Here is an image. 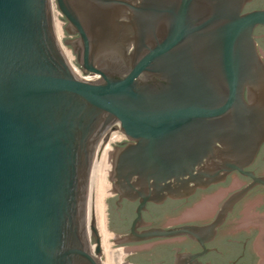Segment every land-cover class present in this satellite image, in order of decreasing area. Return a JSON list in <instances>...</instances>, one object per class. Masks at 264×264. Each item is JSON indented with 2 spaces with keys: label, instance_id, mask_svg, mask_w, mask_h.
Listing matches in <instances>:
<instances>
[{
  "label": "water",
  "instance_id": "95a60500",
  "mask_svg": "<svg viewBox=\"0 0 264 264\" xmlns=\"http://www.w3.org/2000/svg\"><path fill=\"white\" fill-rule=\"evenodd\" d=\"M248 1L0 0V264H103L94 185L115 130L129 142L110 179L140 208L233 171L253 182L227 206L264 184L245 171L264 143V9Z\"/></svg>",
  "mask_w": 264,
  "mask_h": 264
},
{
  "label": "flooded vegetation",
  "instance_id": "af4514ba",
  "mask_svg": "<svg viewBox=\"0 0 264 264\" xmlns=\"http://www.w3.org/2000/svg\"><path fill=\"white\" fill-rule=\"evenodd\" d=\"M258 9H264V0L248 1L243 12ZM62 18L65 41H75L80 35L70 34L69 22ZM254 33L264 57V25L256 26ZM68 46L78 63L74 46ZM128 142L125 135L113 151ZM245 171L264 177V143ZM252 182L251 176L233 171L224 181L198 188L188 197L148 201L140 208V200L121 199L111 181L105 228L112 240L114 264H264V184L252 186L231 206L226 205ZM157 230L175 233L154 235ZM102 236L97 228L91 238L95 246L99 239L105 263Z\"/></svg>",
  "mask_w": 264,
  "mask_h": 264
},
{
  "label": "bare ground",
  "instance_id": "6f19581e",
  "mask_svg": "<svg viewBox=\"0 0 264 264\" xmlns=\"http://www.w3.org/2000/svg\"><path fill=\"white\" fill-rule=\"evenodd\" d=\"M54 27H55L58 40L60 41L61 35L63 34L61 21H58L55 19ZM64 54L66 58L68 59V53L64 51ZM116 132H119V131H116ZM119 137H120L119 134H116L113 136V138H119ZM113 155H114V151L110 147V144L108 142L105 143L102 149V152L100 154L97 173L95 177V185H94L95 211L99 213V217H98L99 227L98 228H99V232L102 233L103 235L102 237H104L103 241L105 243L104 246H105V252L107 256V261L103 264H114L113 251L110 249V245L107 243V239L110 237V235L107 233L106 228H105V210H104V203H103L104 196L111 191V184L106 182L107 178L105 179V176L107 174H110V171H111L110 169H111L112 161H113Z\"/></svg>",
  "mask_w": 264,
  "mask_h": 264
},
{
  "label": "rangeland",
  "instance_id": "374dc122",
  "mask_svg": "<svg viewBox=\"0 0 264 264\" xmlns=\"http://www.w3.org/2000/svg\"><path fill=\"white\" fill-rule=\"evenodd\" d=\"M55 6H56V4H55ZM55 15V19H56V16H58V14L57 13H55L54 14ZM54 19V20H55ZM60 20V19H59ZM61 21V20H60ZM62 29H63V34L61 35V40H60V43H61V46H62V48L64 49V51H68V48H67V46H66V44L64 43V34H65V30H64V27L62 26ZM71 52L73 53V51L71 50ZM73 55L75 56V54L73 53ZM75 58H76V56H75ZM118 131V130H117ZM120 132V131H119ZM113 136H114V134H113ZM112 139H114L113 137H112ZM119 140H121V139H118V140H116V141H114V142H118ZM114 142H112L111 144H110V147L112 148V150H114L115 149V145H114ZM111 170V169H110ZM111 174V173H110ZM110 174H107L106 176H105V179H106V182H108L109 184L111 183V180H110ZM108 196H109V193H107L105 196H104V199H103V203H104V210H105V200H107L108 199ZM95 216H96V223H97V228L99 227V224H98V217H99V213L98 212H96L95 211ZM99 229V228H98ZM262 233H263V237H264V224H263V231H262ZM103 239H104V237H103ZM104 242V241H103ZM107 243L110 245V247L112 246V240H110L109 238L107 239ZM105 244V243H104ZM107 256H106V254H105V257L103 258V261L104 262H106L107 261V258H106Z\"/></svg>",
  "mask_w": 264,
  "mask_h": 264
},
{
  "label": "built area",
  "instance_id": "2783aa9c",
  "mask_svg": "<svg viewBox=\"0 0 264 264\" xmlns=\"http://www.w3.org/2000/svg\"><path fill=\"white\" fill-rule=\"evenodd\" d=\"M55 13L58 14V16H56V20L60 21V20H59V19H60V18H59V10H58L57 6H55V4H54V14H55ZM54 18H55V15H54ZM66 53H68V60H69V62H70V64H71V66L73 67V69L76 71V73H77L78 75L84 77L83 70H82V68H81V67L75 62L76 58H75V56L73 55V53L71 52V56H70V54H69V51L66 50ZM116 131H117V130L111 132V134H110L109 138L107 139L106 143L108 142L109 144H111L112 142H114V141H116V140H118V139H121L122 137L125 136L123 133H121V132H116ZM113 134H114V135L119 134L120 137H119V138H114V139H112ZM119 141H120V140H119ZM119 141H118V142H119ZM118 142H114V145H116Z\"/></svg>",
  "mask_w": 264,
  "mask_h": 264
}]
</instances>
